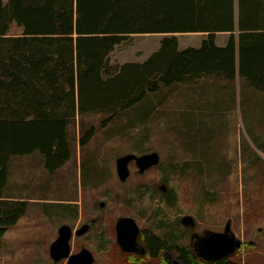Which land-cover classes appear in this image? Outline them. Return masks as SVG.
Segmentation results:
<instances>
[{
    "label": "rangeland",
    "instance_id": "1",
    "mask_svg": "<svg viewBox=\"0 0 264 264\" xmlns=\"http://www.w3.org/2000/svg\"><path fill=\"white\" fill-rule=\"evenodd\" d=\"M21 33L15 23L9 26L8 35ZM165 36L125 37L109 53L104 76L126 62L144 61ZM176 36L179 48L199 47L206 38L202 33ZM227 38L228 33L215 35L219 45ZM109 116L90 112L70 119V159L52 172L38 152L10 158L2 195L27 201V209L0 237V264H66L65 258L54 262L48 252L59 226L74 230L92 219L97 221L86 233L71 236V252L88 248L94 264H146L147 255L134 261L119 255L112 228L125 215L134 217L139 239L159 235L172 254L179 245L190 248L192 232H220L229 220L241 245L228 260L264 264V93L238 78L204 76L161 85L103 125ZM90 127L94 134L82 146ZM151 152L158 154L157 164L139 172L131 161L126 180L118 178V157ZM184 216L193 223H181ZM194 262L211 264L200 258Z\"/></svg>",
    "mask_w": 264,
    "mask_h": 264
},
{
    "label": "trees",
    "instance_id": "2",
    "mask_svg": "<svg viewBox=\"0 0 264 264\" xmlns=\"http://www.w3.org/2000/svg\"><path fill=\"white\" fill-rule=\"evenodd\" d=\"M12 23L21 34L8 35ZM135 33L166 36L144 61L104 76L109 53ZM177 33L206 38L179 49ZM217 33H228L225 45ZM204 76L238 78L264 93V0H0V237L27 209L2 195L11 157L38 152L52 172L70 159L67 125L76 114L114 116L161 85ZM93 134L90 127L80 145ZM145 241L153 253L164 245ZM196 259L180 251L181 264ZM207 262L236 264L228 256Z\"/></svg>",
    "mask_w": 264,
    "mask_h": 264
},
{
    "label": "water",
    "instance_id": "3",
    "mask_svg": "<svg viewBox=\"0 0 264 264\" xmlns=\"http://www.w3.org/2000/svg\"><path fill=\"white\" fill-rule=\"evenodd\" d=\"M134 159L135 165L139 172H143L145 169L149 168L158 163L159 156L156 152L146 153L142 155H135L133 153H128L124 156H120L116 159V172L120 180H125L129 175L128 163ZM161 189H165V185L162 184ZM131 218H121L117 222V240L121 245H127L125 250L134 251L138 250L139 244L136 241L137 227L134 223L133 229H131L132 224ZM185 224L191 223L192 219L190 216H186L183 219ZM125 227L127 229V234L122 235L120 228ZM88 229L87 225L84 224L76 232L81 234ZM57 238L49 246V254L55 260L58 261L62 258H67V264H90L93 261L91 252L82 248L79 252L70 254V244L69 239L71 236V228L67 224H62L57 230ZM191 240L194 245L195 254L199 258L206 261H214L221 257L232 254L240 245L241 241L236 238L234 233L230 228V221L228 220L224 226L222 232L208 231L203 237L192 236ZM129 243V244H128ZM123 249V248H122ZM175 262V261H174Z\"/></svg>",
    "mask_w": 264,
    "mask_h": 264
},
{
    "label": "flooded vegetation",
    "instance_id": "4",
    "mask_svg": "<svg viewBox=\"0 0 264 264\" xmlns=\"http://www.w3.org/2000/svg\"><path fill=\"white\" fill-rule=\"evenodd\" d=\"M132 162H134V159L133 160H131ZM130 161V162H131ZM129 164V163H128ZM134 164H135V162H134ZM115 168H116V164H115ZM117 173V172H116ZM118 176V175H117ZM119 178V177H118ZM126 180V179H125ZM122 181V180H121ZM124 181V180H123ZM161 188V187H160ZM164 193H166V188L165 189H161ZM99 207L100 208H103L104 207V203L103 202H100V204H99ZM186 216H184L182 219H181V223H183V224H185L184 222H183V219L185 218ZM121 218H131L132 219V224H131V229H133V225H134V223L136 224V227H137V235H136V241H137V243L139 244V248H138V250H136V251H134V244H133V249L131 250V251H128V250H125L124 248H127V247H125V246H127V245H121L119 242H118V240H117V233H118V230H117V222H118V220L119 219H121ZM192 219V218H191ZM97 221V219H92L91 220V223H95ZM91 223L90 224H87L86 223V225H87V227H88V229L85 231V232H83V233H81V234H77V230L81 227H79V228H77V229H72L71 227V236L74 234V235H76V236H81V235H83L84 233H86L89 229H90V227H91ZM193 223V220H192V222L191 223H188V224H185L186 226H189V225H191ZM68 225V224H67ZM84 225V224H83ZM82 225V226H83ZM60 227V226H59ZM112 236H113V238H114V242H115V244H116V246L118 247V251H119V255L120 256H122V255H126L127 256V258H131L133 261H134V258H136V259H140V258H142V257H144L145 255H147V256H149L150 258H151V260H149V261H146L145 263L146 264H181V262H180V251L181 250H187V248L185 247V246H177L175 249H174V254H172V252H170V246H168L167 245V243H166V241L163 239V238H161L159 235H156V234H148L147 235V237L148 236H154V237H157V238H159L162 242H163V246L162 247H160L157 251H156V253H153V252H151L149 249H148V247H147V245H146V241H145V237L146 236H144V238H142V240L141 239H139V234H140V229H139V226H138V224L136 223V221H135V219H134V217H132V216H120V217H117V219L115 220V222H114V226H113V228H112ZM224 230V229H223ZM208 231H211V230H208ZM232 231V230H231ZM120 232H121V234L122 235H125V234H127V229L125 228V227H121L120 228ZM206 232H207V230H204V232L202 233V234H199V233H197V232H192L191 233V235H190V245H189V250H190V252L192 253V255L193 256H195V257H197V258H199L198 256H196V254H195V249H194V245H193V242H192V240H191V237L192 236H194V235H196V236H199V237H203L205 234H206ZM217 232H219V231H217ZM220 232H222V231H220ZM233 232V231H232ZM57 236H58V233H57ZM71 236H70V239H71ZM57 238V237H56ZM70 239H69V244H70ZM129 244V243H128ZM50 246V245H49ZM83 248H85V247H83ZM123 248V249H122ZM82 249V248H81ZM80 249V250H81ZM86 249H88V248H86ZM79 250V251H80ZM89 250V249H88ZM79 251H77V252H79ZM90 251V250H89ZM176 251V252H175ZM48 252H49V249H48ZM77 252H71V247H70V254H73V253H77ZM91 252V251H90ZM91 254H92V257H93V261L90 263V264H94V261H95V258H94V255H93V253L91 252ZM49 256H50V254H49ZM227 256H230V255H227ZM50 258L54 261V262H58V261H60L61 259H59L58 261H55L51 256H50ZM63 259V258H62ZM66 259V264H67V261H68V259L67 258H65ZM200 259H202V258H200ZM175 261V262H174Z\"/></svg>",
    "mask_w": 264,
    "mask_h": 264
},
{
    "label": "crops",
    "instance_id": "5",
    "mask_svg": "<svg viewBox=\"0 0 264 264\" xmlns=\"http://www.w3.org/2000/svg\"><path fill=\"white\" fill-rule=\"evenodd\" d=\"M177 34H180V33H177ZM176 34V35H177ZM202 34H204V33H202ZM218 34V33H217ZM215 43H216V40H215ZM217 44V43H216ZM217 45H219V44H217ZM223 45H225V43L224 44H222V45H220V46H223ZM178 46H179V43H178ZM186 48V47H185ZM179 49H184V48H179Z\"/></svg>",
    "mask_w": 264,
    "mask_h": 264
}]
</instances>
